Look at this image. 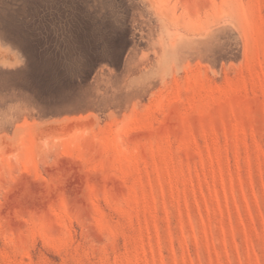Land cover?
I'll use <instances>...</instances> for the list:
<instances>
[{"label":"rangeland","instance_id":"rangeland-1","mask_svg":"<svg viewBox=\"0 0 264 264\" xmlns=\"http://www.w3.org/2000/svg\"><path fill=\"white\" fill-rule=\"evenodd\" d=\"M0 264H264V0H0Z\"/></svg>","mask_w":264,"mask_h":264}]
</instances>
